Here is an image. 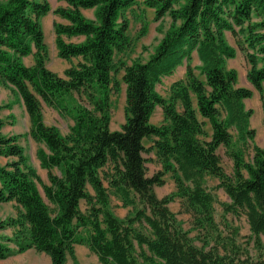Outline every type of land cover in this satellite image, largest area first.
Wrapping results in <instances>:
<instances>
[{
  "label": "trees",
  "instance_id": "1",
  "mask_svg": "<svg viewBox=\"0 0 264 264\" xmlns=\"http://www.w3.org/2000/svg\"><path fill=\"white\" fill-rule=\"evenodd\" d=\"M58 1L66 4L54 13L67 24L53 27L58 57L70 64L63 75L46 65L41 20L51 10L48 2H0V86L21 99L47 173L44 183L19 136L0 137V156L10 159L0 166V204L13 203L16 211L0 222L13 230V238L0 240V260L33 249L51 264L68 258L77 264L74 248L80 245L100 264H264V148L254 144L252 113L243 105L252 90L236 87V72L225 68L236 55L225 39L229 32L246 55L247 81L264 111V0H143L155 21L169 18V27L146 62L129 64L119 58L132 46L125 13L138 0ZM84 10H93L94 19H86ZM145 34L143 19L137 39ZM63 36L84 40L66 43ZM194 52L203 79L191 67ZM28 56L31 66L23 61ZM183 64L184 80L161 97L156 86ZM120 73L124 122L113 131L110 109L121 91ZM42 104L72 121L66 134L44 123ZM156 107L160 125L151 123ZM4 125L0 119V130ZM250 144L253 154L246 159ZM220 147L232 161L231 175L221 166ZM148 161L160 167L152 176ZM168 175L174 191L158 198L154 188ZM206 177L217 179L229 199L221 204V229ZM111 196L129 209L125 218L115 215ZM177 200L191 215L201 246L169 209ZM227 215L245 216L253 252L238 243L239 229Z\"/></svg>",
  "mask_w": 264,
  "mask_h": 264
},
{
  "label": "rangeland",
  "instance_id": "2",
  "mask_svg": "<svg viewBox=\"0 0 264 264\" xmlns=\"http://www.w3.org/2000/svg\"><path fill=\"white\" fill-rule=\"evenodd\" d=\"M5 0H0V2H3ZM50 6V12L42 18L41 20V26L44 33V42L47 48V54H48V61L46 63L47 68L51 71L58 73L59 75H63L64 70L70 65L69 63H66L64 60L60 59L58 57V52L56 48V42H55V33H54V25L63 23V19H61L59 16H57L54 11L60 7H65V3L59 2L58 0H46ZM84 17L88 20H93V10H88L85 12H82ZM125 17L129 21V30L128 35L131 39V49L129 52L124 53V55H121L119 58L128 64L131 63L134 60H139L142 62H146L149 57L153 54L154 48L157 46L159 41L162 39L163 34L169 27V18H165L160 21L154 20V11L152 9L146 8L143 5V0H138V5L133 7L131 10L127 11L125 13ZM143 19L146 22V34L137 39L138 33L141 31L143 26ZM225 39L227 43L235 49L236 55L233 59L227 60L225 62V68L227 70H234L236 72V87L241 88H248L252 90V97L249 99L243 100V105L245 110L250 111L252 113L249 121L250 128L255 132L254 137V144L263 149L264 148V111L262 107L261 98L257 91H255L250 83L247 81V72L249 69L248 62L246 59V55L244 52L241 51L238 45V39L234 37L231 33L227 32L225 33ZM201 64L197 58L196 53H192V59H191V67L195 69V74L198 75L201 79L203 77L200 75V68ZM185 70L186 65L183 64L175 69L172 75L168 77H163L160 81V83L156 86L157 93L163 97L167 98L169 94L170 86L179 80H184L185 78ZM122 73L117 75V79L119 80L121 84V91L112 97L111 101V122L110 127L111 130L119 129L121 124L124 122V105H125V87L124 84L121 81ZM3 87V86H1ZM0 87V88H1ZM3 89H6L3 87ZM8 89V88H7ZM9 90V97L8 101L6 99H3V106L1 108L5 110L4 112H1L0 115H4L7 110L12 109L13 105L19 102L17 97H14L15 95ZM19 98V97H18ZM18 116V122L16 118V122L14 123V127L8 126L3 130V136H7L11 133H19V143L25 150V155L28 159V163L34 167L41 177L42 181L44 183H47V173L45 170L40 168L39 161L36 157V151L39 148V146L32 141L30 136L28 135V119L24 113V110L22 109V106L19 107V112H16ZM42 115H43V121L47 126H54L56 127L63 135L68 132L69 127L72 125V121L68 118H62L58 115L56 111L53 109L45 106L42 104ZM152 122L154 124H159L163 120L162 110L160 107H156L154 110V113L152 115ZM205 129L208 134H210V127L208 124H206ZM232 136L235 138V132L234 130L229 131ZM146 146H149V141H144ZM217 154L220 157V163L224 171L228 174H232V161L229 159V157L226 156L224 147H220L217 150ZM252 145H249V148L245 150V158L249 159L252 156ZM147 159H154L153 154H145L144 155ZM147 168V175L152 176L157 169L159 168L158 164L155 161H148L146 163ZM206 187L212 191L213 195L216 198V203L214 205L215 208V221L219 224L220 229L222 228V203H226L229 201L225 193L221 189H217L218 180L211 177H206L205 179ZM155 193L158 198H163L170 193L174 191V183L172 182L169 175L165 178V185L162 187H155L154 188ZM40 193L44 197L42 189L40 187ZM111 206L113 208V211L115 215L119 218H125L128 213V208L121 207V202L119 199H117L114 196H111ZM86 205L85 203L81 204V209L85 210ZM169 209L171 212H173L176 215L177 220L181 223L182 228L185 231L189 232V236L195 240V244L197 246H201V243L196 239L197 238V232L192 229V218L191 215L184 211V209L181 206V202L179 200L169 204ZM16 211L14 210V207L10 203L6 204H0V222H3L7 220L8 218L15 217ZM227 222L232 226L239 229V237H238V243L242 246H246L249 248L251 252H253V245L252 243L248 244V240L250 237V231L249 226L247 224L245 216L241 215L237 218L233 217L232 215L226 216ZM13 238V230L9 227L7 228H0V240H6ZM261 242L263 244L264 248V235L260 237ZM9 246L12 248H15V246L12 243H9ZM32 254L36 256V262L37 264H44V260L40 258V255H38V252L32 251ZM16 255V254H15ZM11 257L9 258V261H15L17 257ZM85 255L87 257V264H97L93 263L88 259L89 254L85 251ZM20 258V257H19ZM7 259V258H6ZM5 260V259H4ZM8 260V259H7Z\"/></svg>",
  "mask_w": 264,
  "mask_h": 264
},
{
  "label": "crops",
  "instance_id": "3",
  "mask_svg": "<svg viewBox=\"0 0 264 264\" xmlns=\"http://www.w3.org/2000/svg\"><path fill=\"white\" fill-rule=\"evenodd\" d=\"M85 11H88V10H84L82 12H85ZM63 21L64 22L61 23V24H67V22L65 20H63ZM62 39L66 43H81L84 40V38L82 36L71 37V38L66 37V36H63ZM23 61H24L25 65L31 66L33 64V57L32 56H28V57L24 58ZM66 63H68V62H66ZM124 87H125V85H124ZM8 97H9V90L7 88L6 89H3V87H1L0 88V108H1V106H3V99L5 98L6 101H8ZM14 97H17V96L15 95ZM17 99L19 100V102L17 101V103L15 105H13L12 109L7 110V112L4 115H0V119L5 123V125L3 126V128L0 130V137L4 135L3 134V130L6 127H8V126L14 127L15 126L14 123L16 122V120L18 122V116H17L16 112H19V107L20 106H22V109L24 110V113H25V115H26V117L28 119V128H30L29 117H28V115L26 113V110L24 108V105H23V103H22V101H21L20 98L17 97ZM4 111L5 110H3L1 108L0 109V114H1V112H4ZM14 118H16V120H14ZM151 123L154 124L152 122V118H151ZM154 125H160V123L159 124H154ZM110 129H111V127H110ZM116 130H119V129H116ZM116 130H113V131H116ZM18 134L19 133H15L14 132V133L8 134L7 136H3V137L15 136V135H18ZM9 160L10 159H8V158L1 157L0 156V166H4ZM10 204L13 206V203H10ZM74 249H75V257H76L77 264H87L86 263L87 257L85 255V251L89 254L88 259L91 262L100 264V262L98 261L97 257L92 252H90V250L87 247L80 246V245H76ZM32 251H33V253L36 252L35 250L30 249V250H27L24 253L16 254L14 256V257H17V259L15 261L7 262V261H9V258L11 259V257H13V256H11V257L7 258L8 260L7 259L0 260V264H37L36 259H33V258H36V256L34 254H32ZM38 255H40V258H42L44 260V264H51L50 258L48 256H46L43 253H38ZM66 264H74V262H73V260L71 258H68Z\"/></svg>",
  "mask_w": 264,
  "mask_h": 264
}]
</instances>
